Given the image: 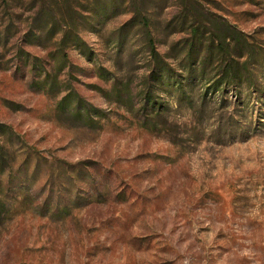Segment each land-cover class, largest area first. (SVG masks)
I'll use <instances>...</instances> for the list:
<instances>
[{
	"label": "rangeland",
	"instance_id": "374dc122",
	"mask_svg": "<svg viewBox=\"0 0 264 264\" xmlns=\"http://www.w3.org/2000/svg\"><path fill=\"white\" fill-rule=\"evenodd\" d=\"M142 16L173 75L194 24L195 62L228 35L191 102L156 88ZM223 60L252 85L213 88ZM3 144V182L24 166L33 188L0 194V264H264V0H0Z\"/></svg>",
	"mask_w": 264,
	"mask_h": 264
},
{
	"label": "trees",
	"instance_id": "16d2710c",
	"mask_svg": "<svg viewBox=\"0 0 264 264\" xmlns=\"http://www.w3.org/2000/svg\"><path fill=\"white\" fill-rule=\"evenodd\" d=\"M141 23L142 26L147 29L148 33V40H149V46H150V52L152 53V56L154 58V61L157 65V70L155 71V74L153 76V79L157 82L156 88H158V85L164 86L165 84H168L170 88H173L175 92L180 93V96L183 98H189V102L192 101L191 97H188V90L192 91L193 85L197 82L198 78H205L209 69V63L211 62L215 50V44L218 43L219 45H222L223 43L227 42V36L228 35H220L219 39H216L212 37L210 39V43L206 48L205 55L203 59L199 62H195V49H196V42L198 38L201 36V27L194 24L192 27V37L189 40L188 46L190 47V50L187 54L186 63L187 65L183 64L182 67L184 68L185 74L183 75H173L169 69V65L165 64V60L163 56L156 50L155 48V40L152 36V33L150 32V21L146 19L145 17H141ZM195 22H197V19H195ZM236 36H234L235 38ZM237 38V37H236ZM221 48V47H220ZM222 54V53H221ZM224 55V54H223ZM60 58L65 62L68 59L66 58V55H61ZM224 58V57H223ZM167 66V67H166ZM222 67V78L215 82L213 88H218L222 86L223 84L231 86L238 83H243V80H246L248 82V85L251 86L252 82L255 81L254 75L251 73L250 69L247 67V65L240 67L237 65V63H234L233 61L223 62L221 63ZM166 80V81H165ZM48 84V82L46 83ZM55 86V81H52L51 89H53ZM75 105V107H74ZM59 108L63 109L65 112L71 111L72 118L75 120H78L80 122H85L87 124H91V114L94 111V108L89 107L87 103H84L82 99L78 95L70 94L68 97H65L61 103L59 104ZM11 130V129H10ZM10 155V149L5 145L0 146V194H2L3 197L10 199V192L17 191L18 195L23 192V190H27V188H33V185L29 186V178L30 173L28 169H26L24 166H21L20 169H18V173L16 174V177H13V173L15 172L13 167L10 169L8 177H12L11 181L8 183L3 182V175L5 173V170L7 167L3 168L5 161H8V157ZM25 158H36L40 159V154L32 151V149H29V147H26V151L24 154ZM6 161V162H7ZM69 169L66 172H69L70 174H75L81 171L80 165H69ZM53 165L51 166V168ZM54 172V170H53ZM72 201L70 202V206L68 207L69 210H71V207H76L80 203L81 197L76 194V192L73 193ZM91 197H89L90 200ZM95 197H93L94 199ZM92 199V200H93ZM8 201H5L4 199L0 198V222L3 220L4 215L8 211ZM59 206L57 205L54 208L55 210Z\"/></svg>",
	"mask_w": 264,
	"mask_h": 264
}]
</instances>
